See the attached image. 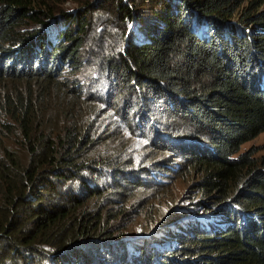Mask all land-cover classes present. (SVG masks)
<instances>
[{
	"label": "trees",
	"instance_id": "16d2710c",
	"mask_svg": "<svg viewBox=\"0 0 264 264\" xmlns=\"http://www.w3.org/2000/svg\"><path fill=\"white\" fill-rule=\"evenodd\" d=\"M150 1L155 20L145 24L148 41L126 39L127 31L117 23L118 36L106 45L103 39L96 42L98 62L90 74L81 57L83 37L71 34L74 26L82 31L87 24L83 12L90 10L91 0L78 2L81 16L59 19L60 8L48 0H0V81L5 76L24 82L21 87L0 83V264H105L88 258L87 249L121 264H177L158 245H148L157 238L163 246L173 230L159 229L139 244L130 241L132 260L115 247L127 242L113 241L107 228L102 232L103 210L97 208L127 190L115 180L134 164L126 160L125 141L105 107L120 105L118 112L131 127L135 118L139 125L148 123L160 98L164 109L179 111L211 132L209 148L187 153L200 174L198 188L214 200L209 206L229 198L240 205L232 210L235 216L250 225L213 226L222 231L211 234L170 223L179 240L195 239L200 258L212 264H264V155L240 152L264 132V12L244 17L256 26L248 34L229 22L239 6L233 0ZM114 7L123 19L135 18L122 0H114ZM24 17L30 18L29 26H38L32 33L17 29ZM136 20L142 27L145 19L138 15ZM54 21L65 28L48 43L39 29ZM66 38L69 44L62 42ZM51 61L57 68L65 64L66 71L58 76ZM83 76L103 90V101L82 98ZM193 133L194 128L179 131L175 142L164 135L153 140L164 137L184 153L203 146L185 139ZM141 171L147 174L146 168ZM109 180L114 185L108 188ZM252 210L256 223L242 212Z\"/></svg>",
	"mask_w": 264,
	"mask_h": 264
},
{
	"label": "rangeland",
	"instance_id": "374dc122",
	"mask_svg": "<svg viewBox=\"0 0 264 264\" xmlns=\"http://www.w3.org/2000/svg\"><path fill=\"white\" fill-rule=\"evenodd\" d=\"M79 1L81 0H48V3L50 6L60 8L57 12L60 17L58 16L57 19L61 18V15L63 16L64 14L66 17L75 18L80 15L78 11L81 7L78 4ZM122 1L124 4H127L128 7L133 8L135 18L131 19V17H127V19H123L120 17L118 13H116L114 0H91L90 10L83 12V18L87 21V24L84 25V29L81 31L80 26H74L72 30L71 37H83L81 57H85L84 66L85 69L89 68L90 74L93 69H95L94 63L98 62L97 54L95 53L96 44H98L96 42L103 39V41H105L104 45H106L111 42L113 35L118 36L119 34L114 33L117 30V23L123 25L127 31L125 34L126 39L128 38V40L134 43H140L143 40L148 41L147 37L149 35H147L148 31L146 30L147 27L145 28V24L149 26V24H151L150 22L155 20L152 10V5L154 4H152L150 0ZM250 1L251 0H233L232 4H239V6L229 19L233 27H240L239 32H241V29H244L248 34L254 33L253 31L256 30V26L253 21L245 22L244 17L250 14L264 12V3L259 4V0H255V4H252ZM81 9L83 8L81 7ZM61 12L63 13L61 14ZM138 15L139 18L145 19V22L142 21V27L136 20ZM29 21L30 18L24 17L19 21L17 29L20 31L27 30L32 33L38 26L34 24L29 26ZM53 24H49L43 31V28L39 29L40 33H46V39H49L48 43L53 42V36L56 30L59 31L61 29V31H63L65 28L62 29V23L60 22L54 21ZM202 27H206L204 23H202ZM159 28L161 31L162 28ZM253 36L258 37L256 34H253ZM66 40L67 38L62 42L66 43ZM67 44H69V42H67ZM91 47L92 49H90ZM86 59L90 60V62H87ZM50 66L59 71L58 76L66 71L65 64L57 68L56 63H52L51 61L49 63V67ZM18 77H20V75ZM65 77H69V75L66 74ZM82 79L83 81L81 84L86 87V89L81 92L82 98L94 95L97 97L98 101H103V94L100 92L103 90H99L96 86H91L92 83H88L90 81H88L85 76H83ZM0 83H7L9 86L17 83V85L21 87L24 82L22 79H16L14 81L7 80L4 76L1 77ZM260 88L262 89L261 86ZM93 91L98 92L99 95H95ZM159 100L160 103L158 104L157 101H153L155 103V112L152 113V119L149 120L148 123V119L141 120V125H139L138 118H135L130 123L134 125L131 127L124 124L121 118L122 116H120L121 114L118 112V110H120V105H116L113 109L105 107V111H107L105 114L118 124L117 129L119 131L116 129V133L120 134L125 141L123 146L124 150H126V160L130 157L133 162H131L130 159L129 162L134 164L131 166L128 165L124 173H121L115 180L116 186L121 184L127 188L125 192H120L121 195H116L111 204H107L106 202V205H104L103 201H101L100 205V200L94 202H97V204L99 203L100 206H97V208H99L100 211L103 210L101 215V223L103 226H101V230L103 232L104 228L109 229L110 232L106 234L110 236L113 241L121 239V241L127 242L128 244H118L115 245V247L118 253H120L122 249L125 250L130 259L133 254L132 248L129 247L130 241L134 244H139L142 243L141 240L149 238L159 229H162L161 232H163V234L165 229L173 230L172 237H170V240L166 241L163 246L158 243L159 240L157 238L153 239L155 242L151 244L148 243V245H158L156 249L160 248L162 251H166L164 254H168V257L174 259L177 264H212L207 258H200L195 239L188 237L183 242L180 241V235L177 233L176 229L173 228L174 225L171 226L170 223H175L176 218L180 216L182 218L177 220L179 221L177 225L182 226L188 223L192 225L194 229H199L200 227L205 228L211 234L227 229L231 226V223H236L240 226L250 225L247 221L242 223L241 219L238 217L239 214L236 217L233 213L232 209L235 208V211H237L240 209V205H236V203L234 204L233 202L231 203V199L228 198L212 208L209 204L211 203L210 201L214 200L204 196L198 188L197 184L200 180V174H198V170L193 167L191 161L192 157L187 153H189L188 150L195 152V150L204 151L206 147L209 148L210 145L208 141L211 134L210 130L206 127L196 125L194 119L179 111L164 109L162 106V99L160 98ZM135 107L136 106H133V108ZM134 111H136V109ZM118 116H120V118H118ZM154 120L155 124H153ZM192 128H194V135L188 134L185 136L188 138L185 139H189L188 141H199L204 148L198 144L197 146H192L184 150V153H178L176 147H174L175 143L173 144V142H175V140L173 138L177 137L179 131L188 133L189 129ZM183 129L187 130L183 131ZM156 135H164V137L171 139L173 142L168 141L164 137L162 140L159 139V142H154L153 139ZM164 145L168 146L163 149ZM240 152L254 153V157L264 155V132L244 143L241 146ZM143 168H146L145 172H147V174H138L142 172L141 169ZM133 173L137 174L138 177H136V175L132 177L131 175ZM106 174L107 176L110 175V173L107 172ZM111 185H114L113 181L109 180L107 185L108 188ZM230 191L231 189L229 188L226 194ZM107 197L108 196H105V198ZM218 209L221 210L218 211ZM108 210L110 211L109 214ZM227 211L229 213H227ZM242 212L250 214L252 220L254 219L253 223H256L253 210L252 212ZM216 214H223L227 220H231V222H227V225L223 227L222 230H215L211 227V223L215 225L219 221ZM232 218H235V220H232ZM203 219H208L211 222ZM183 221H185V223ZM87 251L88 258H91L92 255L94 259H100L105 264H121L118 259L107 261L105 258L106 253L99 255L95 250L92 251L91 249H87ZM206 251L207 248L202 251L205 256ZM94 264H96V260Z\"/></svg>",
	"mask_w": 264,
	"mask_h": 264
},
{
	"label": "bare ground",
	"instance_id": "6f19581e",
	"mask_svg": "<svg viewBox=\"0 0 264 264\" xmlns=\"http://www.w3.org/2000/svg\"><path fill=\"white\" fill-rule=\"evenodd\" d=\"M217 215V219L219 220L215 225L213 226H216V227H225L227 225V220L225 218L224 215L222 214H216Z\"/></svg>",
	"mask_w": 264,
	"mask_h": 264
},
{
	"label": "clouds",
	"instance_id": "9594fccd",
	"mask_svg": "<svg viewBox=\"0 0 264 264\" xmlns=\"http://www.w3.org/2000/svg\"><path fill=\"white\" fill-rule=\"evenodd\" d=\"M202 22H203V21H202ZM229 208H230V207H229ZM219 210H220V209H218V211H219ZM232 210L235 211V208L232 209ZM244 213H245V212H244ZM245 214H246V213H245ZM248 215H249V214H248ZM179 218H182V217H179ZM179 218H177L176 221H177ZM197 218H198V217H197ZM199 218H200V217H199ZM200 219H202V218H200ZM203 220H206V219H203ZM206 221H210V220L207 219ZM210 222H211V221H210ZM230 222H231V220H230ZM242 223H244V222H242ZM231 224H232V223H231ZM231 224H230V225H231ZM170 225L172 226V224H170ZM211 227H213L212 223H211ZM200 228H201V227H200ZM200 228H199V229H200ZM201 229H205V228H201ZM205 230H206V229H205Z\"/></svg>",
	"mask_w": 264,
	"mask_h": 264
},
{
	"label": "water",
	"instance_id": "95a60500",
	"mask_svg": "<svg viewBox=\"0 0 264 264\" xmlns=\"http://www.w3.org/2000/svg\"><path fill=\"white\" fill-rule=\"evenodd\" d=\"M261 83H264V79L261 80Z\"/></svg>",
	"mask_w": 264,
	"mask_h": 264
}]
</instances>
